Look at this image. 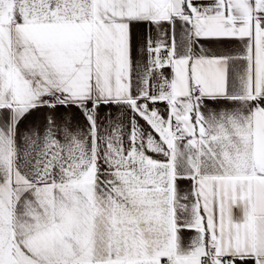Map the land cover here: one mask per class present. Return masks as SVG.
Masks as SVG:
<instances>
[{"label":"snow or ice","instance_id":"snow-or-ice-1","mask_svg":"<svg viewBox=\"0 0 264 264\" xmlns=\"http://www.w3.org/2000/svg\"><path fill=\"white\" fill-rule=\"evenodd\" d=\"M0 264H264V0H0Z\"/></svg>","mask_w":264,"mask_h":264}]
</instances>
